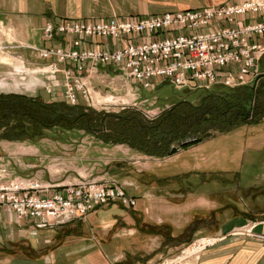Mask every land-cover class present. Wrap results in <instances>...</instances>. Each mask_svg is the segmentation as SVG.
I'll return each instance as SVG.
<instances>
[{
  "label": "rangeland",
  "instance_id": "obj_1",
  "mask_svg": "<svg viewBox=\"0 0 264 264\" xmlns=\"http://www.w3.org/2000/svg\"><path fill=\"white\" fill-rule=\"evenodd\" d=\"M49 1L54 2L57 13L64 16L63 18L74 19L71 16H77L79 18L74 20L105 21L113 17L120 19L160 17L169 12L248 0ZM43 27L40 31V42L16 43L12 41L7 18L5 19L0 13V96L23 95L25 100L21 101L28 103L31 107L30 110H20L2 108L0 105V160L7 164L11 178H35L43 182L45 178H50L53 174L65 173L62 165H48L61 162L59 157L66 151L65 146L70 147L69 152L83 156V152L78 149L84 137L87 136L100 144H126L107 143L101 138L105 134H113V131L105 125V118L98 114L137 113L144 120H156L185 102L198 108L203 105H213L221 111V109L229 108L231 102L237 104V102L246 101L250 89H255L259 83L258 81L253 85L235 88L215 84L209 89L187 87L179 89L166 78L156 77L152 79V87L145 89L134 80L131 82L125 79L128 82L126 83L123 78H116L109 65L101 61L95 62L92 73L88 74L87 68L79 69L76 63L68 60L60 65L74 73L76 78L81 77L88 83L90 93L85 94L83 89L76 86L74 78H66L63 75L58 81L60 85L48 91V87L52 86L53 82L45 73L44 61L39 58L36 51L30 48L45 44ZM156 35L162 37L163 32L160 31ZM54 43V41L49 42L51 45ZM115 44H118V41L112 38L98 39L95 42V45L101 48L109 46L112 50L115 49ZM260 68L264 71V58L260 62ZM66 83L69 85L73 83L75 86L78 96L75 103L65 96L68 88ZM217 96L222 100L216 98ZM206 98L212 99L204 104ZM245 103L247 104L248 101ZM209 112L204 114L203 120L194 122V129L185 136L186 138L178 140L179 143L175 141L170 144L169 149L175 150L171 155L157 157L144 154L164 159L210 139L203 142L204 154L212 153L218 166L228 171L211 174L192 172L186 179L190 180L189 182H184L183 178L186 175H182L171 180L174 182L170 185L154 180L152 169L142 167L143 165L136 160L131 162L119 160L113 165L110 163L112 176L107 175L101 180L95 179L94 176L80 178L81 174L77 172L79 181L88 179L100 184L116 182L124 188L129 197L135 200V205L129 207L121 202H111L95 208L82 219L70 220L53 228L43 229H35L26 222L17 221L12 211L3 209L0 212V264H160L166 260H173L174 264H199L202 253L216 244L220 238H264V234L256 231L263 221V216L249 218L245 224L221 234H216L217 231L211 223L213 210L222 214L232 210L237 213L253 211L246 188H239V176L247 179L264 177L262 164L264 144L261 143L263 137L260 135V131H264L260 130L264 128V118L256 123H248L252 121V106L248 109L243 123L239 122V115L234 111L220 115L213 108L209 109ZM100 116L104 120L100 119ZM88 117L92 119V126L84 123ZM228 121L231 123L229 124ZM114 122L115 119H112L111 123ZM73 129H79L80 133L70 134ZM197 137L202 140L184 146L185 143L196 140ZM169 138L168 136L167 139L157 137L156 140L168 143ZM253 138L258 139L259 144ZM46 140L57 145L48 148L50 158H47V162L43 156L47 150ZM153 141L152 139L151 142ZM153 143L156 144V142ZM101 152H97V156ZM93 162L96 163L95 166L105 170L111 169L110 164L103 166V163L99 164L96 160ZM107 170L105 172L108 173ZM68 172L71 171L68 170ZM79 181L43 183L67 185ZM206 184L209 186L205 187ZM141 185L149 189L143 192L140 189ZM153 186L160 188L163 192L160 195L164 196L152 197ZM258 190L257 192L264 198V186L262 185ZM200 201L217 202V205L210 210L206 207H198L197 203ZM190 202L194 206L191 218L189 219V213L182 214L181 216L188 218V221L181 225L180 231L173 232V235L168 230L159 228L157 224L153 226V223L136 214L139 208L148 211L153 209V205L165 204L176 209ZM199 213L203 214L202 217ZM148 218L151 217L148 216ZM155 238L162 240L159 251L163 255L157 260H151L149 258L151 255L143 253L140 248L146 241H152ZM136 257L140 260L135 259Z\"/></svg>",
  "mask_w": 264,
  "mask_h": 264
},
{
  "label": "built area",
  "instance_id": "obj_2",
  "mask_svg": "<svg viewBox=\"0 0 264 264\" xmlns=\"http://www.w3.org/2000/svg\"><path fill=\"white\" fill-rule=\"evenodd\" d=\"M160 31L162 37L156 35ZM43 37V46L30 48L44 61L45 73L53 82L48 91L60 85L63 75L74 78L78 88L90 93L88 83L60 65L68 60L79 69L87 68L88 74L95 62L101 61L109 65L116 78L126 83L134 80L145 89L152 87L156 77L166 78L179 89H209L215 84L235 88L264 78L260 68L264 58V0L198 7L151 18H57L45 24ZM111 38L118 41L114 50L95 45L98 39ZM52 41L55 43L49 44ZM67 87L65 96L75 103V86L71 83ZM6 165L0 161V212L8 209L17 221L35 229L82 219L111 202L135 205L116 182L100 184L85 179L67 185L44 184L35 178H11Z\"/></svg>",
  "mask_w": 264,
  "mask_h": 264
},
{
  "label": "crops",
  "instance_id": "obj_3",
  "mask_svg": "<svg viewBox=\"0 0 264 264\" xmlns=\"http://www.w3.org/2000/svg\"><path fill=\"white\" fill-rule=\"evenodd\" d=\"M0 13L3 14L5 19L7 18L11 32L10 35L13 37L12 41L22 44H36L37 42H40V31L46 22L64 17L57 13L54 2H50L49 0H0ZM71 18L75 19L79 17L71 16ZM260 130H264V128ZM79 131V129H73L71 130L70 134L80 133ZM260 135L263 137V140L261 139V143L264 144V131H260ZM253 139L257 143L258 139ZM45 142H48V144L45 146L47 150L43 156H45V160L47 162V158H50L48 148L57 145H54L55 143L51 142L50 140H46ZM203 142L185 148L174 156L159 159L145 155L144 153L133 149L126 144H100L96 143V141L90 139V137L87 136L84 137L83 143L78 149V151L83 152V156H77L78 154L69 152L70 147L65 146L66 151L63 152L64 154H61L59 157L61 162L48 165H62L63 171H65V173L59 172V174H53V176H50V178L47 177L42 180L44 183H62L79 181L81 177L86 176H94L95 179L101 180L102 178H106L107 175L112 176V174H110V171L112 170L111 167L114 162L119 160H125L129 162L136 160L137 163L143 165L142 167H150L152 169L153 179L157 180L159 183H167V185L172 184L174 181L171 180H173L175 177H182V175H186V177L183 178V181L189 182L190 180L186 179H188V175L192 172L211 174L228 171L224 167L218 166L217 161H215L216 159L212 157V153L206 152L204 154ZM100 151H102L101 154H98L99 156H97V152ZM94 160H96V162L99 164L103 163V166L109 165L111 163V169H106L108 173L105 172L106 170L104 168L95 166L96 163L94 164ZM243 161H245V159H243ZM90 162H92V165H90ZM262 164L264 166V162ZM68 170L71 172H68ZM77 172H80V178L78 177L79 175H77ZM261 179H264V177L247 179L239 176V188H246V193L250 196L249 202L253 206V211L250 213L248 211H244V213H248L247 215L244 213H237L234 210H232V212L226 211L223 214L216 212V210H213L211 207H216L217 202L214 203L211 201H200L197 203L198 207H206L207 209H212L214 211L211 213V217H213V222L211 223L214 230L217 231L216 234L228 232L235 227L241 226L246 223L247 219L256 217L257 215L263 216V221L258 225L256 231L260 234H264V198H262L260 193L257 192L262 185L264 186V180L261 181ZM141 186L140 189L143 192L145 189H149V187H143V185ZM207 186L209 185L206 184L205 187ZM161 193L163 192L160 190V188H155L153 186L152 197L159 198L160 196H164L160 195ZM153 204L156 203L153 202ZM193 207L194 206L192 205V202L176 209L165 204H159V206L153 205V209H149V212L143 208H139L136 210V214L143 216L145 220L153 223V226H156L155 224H157L159 228L168 230L172 233L171 235H173V232L176 233L180 231L181 225L188 221V218H185L181 215L189 213L190 219L192 211H194L192 210L194 209ZM199 214L202 217L203 214ZM148 216L151 218H148ZM214 224L216 226H214ZM161 242L162 240L160 238H155V240L146 241L140 249L143 253L148 254V256L151 255V257H149L151 260H157L163 255L160 254L159 251ZM137 252L139 251L137 250ZM135 259L139 258L136 257ZM199 264H264V238H220L216 244L207 248L202 253Z\"/></svg>",
  "mask_w": 264,
  "mask_h": 264
},
{
  "label": "trees",
  "instance_id": "obj_4",
  "mask_svg": "<svg viewBox=\"0 0 264 264\" xmlns=\"http://www.w3.org/2000/svg\"><path fill=\"white\" fill-rule=\"evenodd\" d=\"M0 97H2L0 98V105L2 108L20 110L31 109L28 103H23V101H21L22 99L25 100V96L23 95L10 94ZM211 97L215 98V96ZM212 98H206L204 104H207V101ZM216 98L222 100L219 96ZM246 101H248L247 104L245 103ZM246 101L237 102V104L231 102L229 108L223 110L221 109V111L218 108L216 109L213 105H203L201 108H198L193 105H189V103L186 102L180 103L174 107L171 112L162 115L156 120H144L137 113H125L119 115L104 113L98 114L105 118L104 120L103 117L100 116V119L102 118L104 120L105 125L109 126L108 128L113 131V134H105L101 138L107 143L129 144L131 147L142 153L157 157L171 155L175 152V150L169 149L170 144L186 138L185 136H187L194 129V122L197 120H203L204 114L210 113L209 109L212 110L215 108L220 115L234 111L239 115V122L243 123L244 119L247 117L246 115L248 109L252 106V121L248 123H256L262 120L264 118V78H260L255 89H250ZM205 117L207 119V116ZM112 119H115L114 123H111ZM84 123H86V125H91L92 119L88 117ZM230 123L231 122H229V124ZM167 136L170 137L168 139V143L156 140L157 137H161L162 139L165 137L167 139ZM152 139L154 140L153 142H156V144L151 142ZM201 140L202 138L197 137L196 140L188 141L184 144V146H188Z\"/></svg>",
  "mask_w": 264,
  "mask_h": 264
},
{
  "label": "water",
  "instance_id": "obj_5",
  "mask_svg": "<svg viewBox=\"0 0 264 264\" xmlns=\"http://www.w3.org/2000/svg\"><path fill=\"white\" fill-rule=\"evenodd\" d=\"M181 145V144H180Z\"/></svg>",
  "mask_w": 264,
  "mask_h": 264
}]
</instances>
